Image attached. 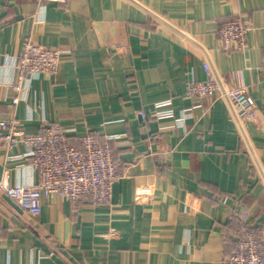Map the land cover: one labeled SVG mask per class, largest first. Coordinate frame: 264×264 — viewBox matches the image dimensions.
<instances>
[{"label": "crops", "instance_id": "obj_1", "mask_svg": "<svg viewBox=\"0 0 264 264\" xmlns=\"http://www.w3.org/2000/svg\"><path fill=\"white\" fill-rule=\"evenodd\" d=\"M239 16L252 29L226 52L218 26ZM28 37L60 62L17 93ZM205 61L221 90L247 89L253 118L219 93L186 95ZM165 99L175 115L190 108L182 122L152 116ZM0 119L24 133L58 123L72 144L91 134L122 168L99 205L51 194L33 217L0 192V264H223L245 233H264V0H0ZM25 151L0 141V177L39 181Z\"/></svg>", "mask_w": 264, "mask_h": 264}, {"label": "built area", "instance_id": "obj_2", "mask_svg": "<svg viewBox=\"0 0 264 264\" xmlns=\"http://www.w3.org/2000/svg\"><path fill=\"white\" fill-rule=\"evenodd\" d=\"M251 29V22L242 16L223 21L217 29L221 49L226 52L241 49L246 45ZM59 62L58 48L42 46L30 37L26 38L15 61L17 78L11 83L12 88L18 93L28 73L55 71ZM202 66L207 77L204 80L193 79L188 83V97L195 95L204 99L219 93L228 99L237 118L250 119L256 115L257 102L245 87L230 86L221 90L209 63L205 61ZM18 101L19 96L16 94L12 102L16 104ZM189 109L185 108L179 115H175L171 100L165 99L154 104L152 116L182 122ZM137 114L141 120L147 119L145 111L138 110ZM78 140L79 144L69 143L58 123L43 124L37 133H24L17 130L13 119H0V141H3L7 149L22 142L26 148L24 156L28 164L40 175L38 182L12 184L8 171H4L0 177V192L33 217L41 211L42 197L51 194L66 197L73 202L86 198L92 205L108 203L111 200L112 183L122 174L121 164L109 143H102L91 134L80 135ZM106 234L111 237L116 234V230L110 228ZM223 264H264V233H245L239 238L236 250L225 257Z\"/></svg>", "mask_w": 264, "mask_h": 264}, {"label": "water", "instance_id": "obj_3", "mask_svg": "<svg viewBox=\"0 0 264 264\" xmlns=\"http://www.w3.org/2000/svg\"><path fill=\"white\" fill-rule=\"evenodd\" d=\"M264 219V213H262L257 219H256V221H255V223H254V227H257V226H259V223L262 221Z\"/></svg>", "mask_w": 264, "mask_h": 264}]
</instances>
